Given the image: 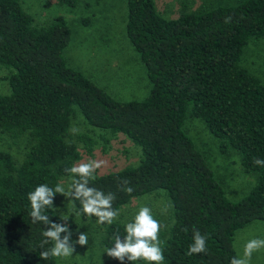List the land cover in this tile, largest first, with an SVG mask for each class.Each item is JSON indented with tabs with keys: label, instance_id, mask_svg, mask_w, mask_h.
Here are the masks:
<instances>
[{
	"label": "trees",
	"instance_id": "16d2710c",
	"mask_svg": "<svg viewBox=\"0 0 264 264\" xmlns=\"http://www.w3.org/2000/svg\"><path fill=\"white\" fill-rule=\"evenodd\" d=\"M20 2L0 0V65L8 70L1 79L9 88L0 93V132L10 138L27 135L30 144L20 161L0 149V264H58L54 257L40 258L51 245L40 246L46 226L32 222L27 194L40 184L54 188L63 176H70V183L65 169L82 154L91 155L95 128L108 129L111 136L121 132L140 149L136 165L89 181L114 194L115 211L132 198L163 191L168 217L152 214L163 225L164 264H230L236 256L234 231L264 221V165L254 162L264 160V83L239 64L248 39L264 35V0H241L173 19L163 18L153 0H125V35L150 81L144 98L125 101L66 63L63 50L70 29L62 15L37 25ZM56 2L77 15L78 0ZM78 22L87 25L90 18L80 16ZM73 105L88 126L75 141L66 139ZM188 109L219 139L220 153L236 149L242 168L256 173L255 183L238 200L224 196L183 131ZM69 201L72 226L81 205ZM45 214L62 222L54 210ZM193 229L206 237L207 250L187 255ZM100 232V244L111 247L114 234L123 239L124 223L103 224Z\"/></svg>",
	"mask_w": 264,
	"mask_h": 264
},
{
	"label": "rangeland",
	"instance_id": "374dc122",
	"mask_svg": "<svg viewBox=\"0 0 264 264\" xmlns=\"http://www.w3.org/2000/svg\"><path fill=\"white\" fill-rule=\"evenodd\" d=\"M241 0H153L156 11L165 19H173L184 12H201L219 5H234ZM21 7L33 18L37 25L47 24L56 15H62L70 29V39L63 50L66 63L88 76L110 96L119 100H141L150 87L144 66L137 52L133 49L125 35V0H78L77 15L69 13L68 7L58 4L56 0H21ZM74 15V16H73ZM88 16L90 22L84 25L78 17ZM239 64L249 73L257 76L264 83V35L250 37L243 46ZM8 70L0 65V93L8 92L6 79ZM75 114L71 117L67 129V140L75 141V135L84 132L88 126L82 120V114L73 105ZM72 128L77 131L73 133ZM183 131L191 138L197 150L204 157L212 171L214 179L220 183L224 196L235 201L245 195L256 181L255 172L245 171L239 161V152L230 148L222 154L218 150L219 139L205 127L203 121L186 111ZM95 128L93 138L96 140L91 155L82 154L73 163H86L89 160L105 161L94 175L105 174L137 164L140 149L121 132L111 136L108 129ZM108 131V132H107ZM101 136L106 137L103 142ZM77 143V142H76ZM30 142L27 135L10 138L0 132V149L7 150L15 161H20L28 149ZM77 145L80 146L79 143ZM239 156V157H238ZM70 176L59 178V183L67 188ZM159 195L146 193L132 198L118 209V217L114 222L126 223L141 206H148L152 213H159L164 219L168 217L169 208L163 191ZM54 210L68 216L72 211L69 198L57 194ZM154 211V212H153ZM71 240L75 241L80 233H86L88 243L84 246L75 245V251L69 257H54L58 264H121L119 260L108 257L105 247L100 244L99 235L103 224L88 218L83 220L76 216L72 226ZM168 224V223H167ZM63 233L61 236L63 237ZM253 238L264 239V221L253 220L242 228L234 231L232 245L237 257L243 255L244 244ZM123 264H126L124 261ZM250 264H264V249L253 252Z\"/></svg>",
	"mask_w": 264,
	"mask_h": 264
},
{
	"label": "clouds",
	"instance_id": "9594fccd",
	"mask_svg": "<svg viewBox=\"0 0 264 264\" xmlns=\"http://www.w3.org/2000/svg\"><path fill=\"white\" fill-rule=\"evenodd\" d=\"M71 131L75 133L76 128ZM257 165H264V160L256 159ZM105 161L89 160L86 163H78L65 169L71 175V181L67 188L57 183L54 188L47 184H40L33 191L27 194L30 201L31 211L29 215L33 223L42 222L46 227L41 235V248L51 245L46 250L40 252L42 260L50 257H69L75 251V245L84 246L88 243L86 233H80L75 241L71 240L72 232L67 223L52 222L49 215L45 214L47 209L54 208L53 198L56 194H61L71 200H78L81 211H75L76 216L86 215L95 217L98 224L111 225L118 217L119 213L113 209L114 194L107 193L89 186V181L94 179L96 169L101 168ZM127 192H131L129 187ZM75 209V205H73ZM61 221H68V217L60 214ZM163 225L154 218L152 210L148 206H141L133 215L132 219L124 224V235L121 239L119 233L113 235V244L106 247L104 253L108 257L119 260L121 264L127 259L135 264L138 260H143L146 264H164L162 241L159 239V232ZM187 231V229H185ZM64 234L63 237L61 234ZM192 243L189 245L187 255L206 252V237L199 230L193 229ZM264 249V239L253 238L244 244L243 255L234 256L230 264H250V259L255 251Z\"/></svg>",
	"mask_w": 264,
	"mask_h": 264
},
{
	"label": "crops",
	"instance_id": "0c3cea01",
	"mask_svg": "<svg viewBox=\"0 0 264 264\" xmlns=\"http://www.w3.org/2000/svg\"><path fill=\"white\" fill-rule=\"evenodd\" d=\"M242 228V227H241ZM234 248V247H233ZM235 251V250H234ZM236 253V252H235ZM237 256V255H236Z\"/></svg>",
	"mask_w": 264,
	"mask_h": 264
}]
</instances>
